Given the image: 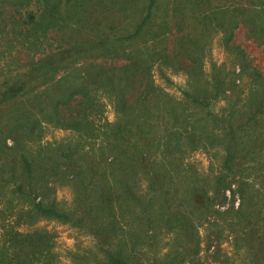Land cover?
<instances>
[{
	"label": "rangeland",
	"instance_id": "rangeland-1",
	"mask_svg": "<svg viewBox=\"0 0 264 264\" xmlns=\"http://www.w3.org/2000/svg\"><path fill=\"white\" fill-rule=\"evenodd\" d=\"M260 1L264 0H156L147 23L127 39L145 12L144 0H0V94L59 44L96 40H116L103 56L109 71L131 62L129 70L139 79L135 86L151 82L156 87L143 115L147 122L142 121L139 101L127 100L125 112H120L114 97L99 90L85 130L43 122L36 139L13 130L11 122L26 95L0 100L3 261L11 258L8 235L39 231L47 252L36 255L32 264L103 263L100 249L127 239L123 220L134 218L132 224H137L139 212L131 214L120 205L131 200L145 203L155 189L154 214L163 209L171 212L168 217L186 216L188 230L174 232L168 226L165 231L161 221H155L152 238L140 234L135 250L126 246L131 264H264V221L252 214L242 221L230 211L239 203V176L247 172L245 179L251 181L264 170V97H255L264 91V41L241 24L233 27L230 10ZM74 52L58 56L64 67L52 72L53 78L79 79L88 62H100L90 52ZM34 78L23 80L38 83ZM130 84L127 78L122 86ZM183 92L207 105L191 101ZM241 125L248 127L249 139L239 136ZM166 132H173L170 141L178 139L177 149L162 145ZM227 141L237 151L229 170L223 165ZM25 162L30 178L23 170ZM96 179L102 184L97 189L110 198L104 220L113 217L122 225L109 245L92 221L101 211L92 204ZM19 182L22 193L14 192ZM32 201L52 205L70 221L35 213Z\"/></svg>",
	"mask_w": 264,
	"mask_h": 264
},
{
	"label": "trees",
	"instance_id": "trees-1",
	"mask_svg": "<svg viewBox=\"0 0 264 264\" xmlns=\"http://www.w3.org/2000/svg\"><path fill=\"white\" fill-rule=\"evenodd\" d=\"M144 1L145 12L135 25L133 33L127 36V39L137 35L142 26L149 20L150 10L155 5L156 0ZM230 18L232 19L233 27L241 24L247 28L249 33L258 34V37L264 41V1H260L257 4H251L249 2L248 4L232 6ZM119 41L121 42V40ZM122 41H126V39L123 38ZM115 42L116 40H113L105 44L103 41L96 40L92 41V43L73 42L66 45L59 44L53 52L46 53L43 55V58H37L36 62H32L31 65L27 67L25 73L15 76L10 83L12 87H8L0 94L2 97L0 100L11 99L14 95L18 97L26 95L23 107H19L15 112L16 114L11 116V122H13L14 128L12 129L16 132L25 133V135L34 137L35 139L40 137V124L43 122L54 127L72 129L75 131L85 130L91 123L88 119V115L91 110V105L96 102L97 94L101 93L99 90L106 91L105 93L114 97L120 112H125V102L127 100L132 99V102L139 101L138 105L142 115V121L147 122L149 118L143 117V115L147 113L148 102L153 98L156 87L151 82H149L147 86H135V83L139 81V79L135 75V72L129 70L131 62L120 65L116 71H109L110 64H105L103 56L112 47H115ZM73 50L76 53L90 52L92 56H94L93 59L99 57L100 62H88L85 74L79 79L68 81L65 78H53L52 72L64 67V65L60 66V63L58 64V56L62 54L70 56L73 54ZM130 60L134 59L131 58ZM61 61L62 60H60V62ZM244 65L247 64L244 63ZM244 65L239 67V71H243ZM92 68H96L97 71L92 73ZM255 73L258 74L256 71ZM28 76L35 77L34 79L38 80V83L30 84L35 82V80H31V82L23 80ZM127 78L130 79L131 84L129 86H122L124 79ZM38 85L44 86V88L37 89L30 87ZM218 88L219 86H215L214 89L216 92ZM183 94L193 102L202 103L203 106L207 105L202 99L188 95L185 92H183ZM255 97L257 100L263 98L264 91L256 94ZM257 109L258 106L255 108V111H257ZM140 124L143 125L144 123H139L138 125ZM242 127L243 132L242 135L239 136H245L246 139H249L250 135H246L248 127ZM171 133L173 132H166L164 136H161L162 145L165 148L170 146L177 149L178 139H175V143L174 141H170ZM229 142L230 141H227L224 144L225 156L223 165L226 170H229L228 164L232 161L234 154L237 153L233 146L231 148ZM230 149H232V151H229ZM69 151L70 150L67 149L64 156H68ZM261 162L264 165V155L262 156ZM257 165H261L259 161L254 165L253 171L255 173L259 170ZM247 169L243 168L242 171ZM23 170L25 176L30 178L31 169L29 168L28 162H25ZM260 171L261 170H259L257 175L255 174L256 176L253 175V177H251V181L245 179V177H249L247 172L244 175L241 174L236 180L239 203L236 208L230 207V211H232V216L239 217L242 221H246L251 214L255 215L258 221H264V170ZM148 173H153L150 168L148 169ZM256 178L257 182H255ZM94 181H96L97 184H92V191L94 192L92 204L101 211L92 218V221L98 226L104 239H107L105 243L109 245L115 238L117 229L121 228L122 225L119 220L116 218L113 219V217L104 220L105 217L103 216V212L109 207L108 205L110 204L108 203L110 202V198L106 196V191L97 189L98 186L102 185L100 184L101 180L96 179ZM254 184H256V188H253ZM222 185L223 183H221L219 187ZM22 186L23 184L21 182L16 184V186H14V192L22 193ZM153 194L156 195L155 189H153ZM153 194L147 198L145 203L131 200L129 205L125 202L120 205L119 209L128 211L131 214L135 215L139 212V215L135 217L137 224H132L134 218L129 223V220H123L122 224L127 225L124 235L127 237L128 242L127 239L124 240L121 238V241L120 239L114 240V245L106 249L101 248L100 250L102 251L104 259L103 263L98 264H131L128 261V255L125 253L126 246H130V250H135V244L140 243V234H143L142 237L152 238L156 229L153 227L155 221H161L160 224L164 226L160 225V227L165 231L170 230L168 226L174 232H184V230H188V227L185 226V224L189 226V220L186 216H180L179 218L174 216L168 217L171 216V214H169L171 212L169 210L164 211L163 209L156 210V214H154L151 209L152 203L154 202ZM245 200L248 202H246V210H243ZM31 206L35 213L62 221H70L67 215L63 214V212L57 210L52 205L42 206L39 202L32 201ZM104 207L105 209L102 210ZM261 211H263V214ZM187 213H189V210ZM164 216L165 218L163 219ZM40 233L39 231H35L22 234L14 231L12 234L8 235L6 240L10 243L11 258L7 261H3V257H0V264H32V260L44 252L46 248L42 243L45 241V236ZM125 242L127 243L125 244ZM24 247H27V249L29 248V250L27 252L23 251ZM259 250H261V248L257 249V251ZM45 252H47V250ZM50 259L49 257V260Z\"/></svg>",
	"mask_w": 264,
	"mask_h": 264
}]
</instances>
